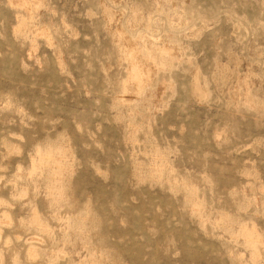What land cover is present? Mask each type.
Instances as JSON below:
<instances>
[{"label": "rangeland", "instance_id": "rangeland-1", "mask_svg": "<svg viewBox=\"0 0 264 264\" xmlns=\"http://www.w3.org/2000/svg\"><path fill=\"white\" fill-rule=\"evenodd\" d=\"M0 264H264V0H0Z\"/></svg>", "mask_w": 264, "mask_h": 264}]
</instances>
